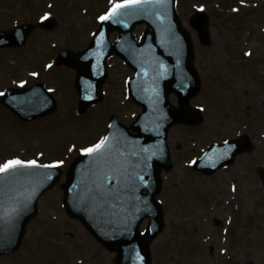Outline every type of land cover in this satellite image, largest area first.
Listing matches in <instances>:
<instances>
[{"label": "rangeland", "instance_id": "obj_1", "mask_svg": "<svg viewBox=\"0 0 264 264\" xmlns=\"http://www.w3.org/2000/svg\"><path fill=\"white\" fill-rule=\"evenodd\" d=\"M101 1L0 0V28L17 21L38 23L43 12L57 21L52 31L37 30L21 51L0 53V91L42 82L59 107L56 116L23 124L0 105V165L35 160L66 170L83 149L99 142L110 114L126 125L140 114L126 99V78L132 73L118 58L109 62L105 103L80 117L75 73L68 68L44 70L61 50L86 49L99 14L113 3ZM177 9L191 35L202 84L192 107L202 110L204 120L198 127L176 126L169 132L173 170L162 175L157 199L165 229L151 243L152 264H264V189L256 173L264 168V0H177ZM199 12L208 17L205 43L189 24ZM145 30L137 28L135 38ZM116 38L111 36L112 41ZM171 103L177 105L175 97ZM244 136L253 150L238 156L232 166L212 176L193 171L197 158L213 143ZM38 207L21 250L1 256L0 264H115L116 255L67 216L59 187ZM147 223L141 224L142 232Z\"/></svg>", "mask_w": 264, "mask_h": 264}, {"label": "water", "instance_id": "obj_2", "mask_svg": "<svg viewBox=\"0 0 264 264\" xmlns=\"http://www.w3.org/2000/svg\"><path fill=\"white\" fill-rule=\"evenodd\" d=\"M120 13V14H119ZM107 19L88 51H64L57 64L77 70L76 89L80 112L102 101L106 60L122 57L136 75L129 83L132 99L144 108L132 125L137 135L112 118L109 134L100 150L77 158L62 185L68 215L80 221L109 251L116 264H150L149 244L162 231V208L155 201L160 192V174L172 164L166 149L168 129L175 124L195 126L199 113L191 110L190 99L200 91L192 65L193 46L189 33L175 11L174 0H149ZM205 15L191 26L205 39ZM49 23L52 21H48ZM147 23L142 44L132 38L136 25ZM53 27V22L51 23ZM33 28L0 33V48L21 47ZM120 32L119 42L110 44V33ZM177 94L179 109L170 106L168 95ZM1 102L23 121L40 119L54 112V102L39 85L29 90H10ZM252 148L246 139L225 146L214 145L198 160L195 170L208 175L233 163V158ZM264 184V171H258ZM61 171L46 166H24L0 175V254L19 249L28 224L38 215L37 200L60 180ZM144 191L147 194H144ZM149 218L147 232L139 226Z\"/></svg>", "mask_w": 264, "mask_h": 264}, {"label": "snow or ice", "instance_id": "obj_3", "mask_svg": "<svg viewBox=\"0 0 264 264\" xmlns=\"http://www.w3.org/2000/svg\"><path fill=\"white\" fill-rule=\"evenodd\" d=\"M144 2H146V0H123V3L114 4L113 8L106 15L101 16L100 19L102 21L109 19L113 15H115L116 12L121 8L127 7L129 5H133V4L144 3ZM42 19H47V14H45V16L42 17ZM48 67H51V65H48ZM32 75H36V73H32ZM22 84H23V82H22ZM0 95H3V94L0 93ZM104 139L106 140L107 138L105 137ZM225 143H227V142H225ZM103 144H104V140H102L100 143H97L93 147L85 148L82 151L86 154H92V153L100 150L102 148ZM57 163L62 164L63 161H59ZM36 164H37V162L35 160L24 161V160H20V159H13V160H9L6 163L0 165V173L8 172L10 169H15L17 167L36 166Z\"/></svg>", "mask_w": 264, "mask_h": 264}]
</instances>
